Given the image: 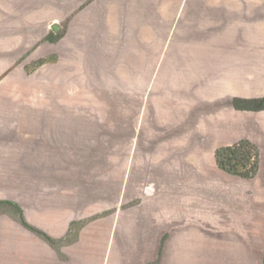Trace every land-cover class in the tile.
I'll return each instance as SVG.
<instances>
[{"label":"crops","instance_id":"1","mask_svg":"<svg viewBox=\"0 0 264 264\" xmlns=\"http://www.w3.org/2000/svg\"><path fill=\"white\" fill-rule=\"evenodd\" d=\"M131 3L0 0V130L17 131L23 123L29 132L16 134L10 149L0 137V163L11 158L18 165L12 167H20L9 193L0 190V264H264L233 234L184 224L191 221L186 217L195 203L180 205L173 196L185 181L193 186L212 178L224 184L238 180L217 166L216 149L242 139L258 151L264 147V95L258 96L264 93V24L241 30L238 41H178L188 62V96L148 102L150 90H142L130 74L114 75L109 65L98 73L78 70L91 61L131 59L132 42L122 24L123 6ZM113 5H118L119 26L112 19ZM161 16H153L155 29L165 24ZM52 19L58 27L50 31ZM36 43L45 54L56 52L61 64L71 62L75 69L65 75L77 83L79 79L84 91L112 93L117 77L124 85L119 92L141 95L133 107L140 112L150 107L153 115L133 127L158 126L163 139L151 152L144 151L135 137L116 139L114 121H108L111 132L106 135L94 134V129H76L74 135L50 130L45 140V135L34 134L35 76L28 64L35 58ZM96 79L103 84L94 83ZM51 107L43 103L42 110L49 113ZM159 107L167 110L160 118ZM59 108L71 107L64 103ZM169 109L182 114L174 120ZM19 110L26 111L21 118ZM88 122L92 128L100 124L95 118ZM142 136L144 143L157 139L156 134ZM19 142H25L21 149ZM127 190H136L133 201L126 199ZM251 190L253 201L264 204V184L255 181ZM239 191L240 184L235 188ZM164 192L170 196L165 211ZM179 205L188 207L182 216Z\"/></svg>","mask_w":264,"mask_h":264},{"label":"rangeland","instance_id":"2","mask_svg":"<svg viewBox=\"0 0 264 264\" xmlns=\"http://www.w3.org/2000/svg\"><path fill=\"white\" fill-rule=\"evenodd\" d=\"M133 1L130 8L125 7L124 9L123 6L122 9L124 34H128L129 41L132 42V46L129 48L134 55L131 59L124 63L91 61L84 63L87 65L86 67H78V70L98 73L109 65L107 70L114 75L121 72L130 74V78L136 80L142 90L144 88L150 90L146 95L148 102L151 99L162 101L163 97H165L163 101L167 102L175 98L183 100L188 96L185 92L188 62L184 54V46H180L181 41H228L229 39L238 41L241 30L245 33L246 29L254 23L264 24V0H163L162 7L160 0H139L140 4ZM112 9L115 13V17L112 19L116 22V26H119L118 5H113ZM157 12L163 13V17H161L165 24L163 27L158 26L155 29L153 16L156 17ZM261 15H263L262 18L259 17ZM54 24L58 25L57 19L51 20L50 31H53ZM134 41L135 45H133ZM28 68L31 72L34 71L35 76L33 98L36 113L31 117L35 119L36 131L33 133L45 135V140H48V131L50 130L51 133L54 130L61 133L63 130H67L71 135H74L80 129L83 131L94 129V134L106 135L111 132L107 129L109 128L108 121L115 123L114 135L116 139L123 136L135 137L137 141H134L139 142L140 147L147 152H151L154 146L159 143V139H163L161 134H157L160 132L158 126L151 127V129L143 126L133 127L142 119V124L145 123V120L153 115V111L150 110V107L147 111L142 110V112L138 108H134L133 106L141 101L139 99L141 95L119 92L124 90V85L119 83L117 77L113 78L115 84L112 83V85L115 91L112 93L101 88L97 93L84 91L85 89L80 87L79 79H77V83L70 74L66 77L67 73L75 69L71 62L61 64L56 52L45 54L43 47L37 43L35 58L33 62H29ZM157 72L158 76L155 78ZM96 80H93L94 83L103 84L101 79ZM61 86L63 87L61 88ZM262 95L264 93L258 96ZM43 103L52 105L49 113L43 112ZM59 103L61 105L66 103L71 108L65 111L61 110ZM183 104H187V102H183ZM164 111L167 110H161L160 107L159 110L156 109L158 118ZM169 111L174 120L182 114L180 109L178 111L169 109ZM15 112L16 110L13 113ZM25 112L19 110L20 118L25 115ZM44 113L45 115H43ZM159 114L161 115L159 116ZM43 117L48 118L43 122ZM92 118L100 121L99 126L93 124L92 128L88 122ZM132 128H136V131ZM1 129L2 144L7 145L6 148L9 149L11 145L16 144L14 140L16 134L19 133V136L29 134L23 123L17 127V131H11L6 126ZM145 132L149 136L156 134L157 139L144 143L142 134ZM24 144L25 142H19V148L21 149ZM250 156V166L252 163L256 165L254 174L246 177L235 175L238 178L235 183L226 182L224 184L217 178H212L208 181L209 184L195 181L191 186L189 181H185L173 196H178L180 205L186 201L195 203V207H189L192 208L189 213L193 214L186 217L191 221L184 224L198 225L199 223L202 228L205 227L215 233L233 234L237 240L246 244L254 257H258L264 262V204L253 201L255 194L251 190L255 181L264 184V147L261 151L257 149L256 152H252ZM23 160L27 159L23 158ZM12 166H18L16 159L12 161L11 158H2L0 163L1 192L9 193L10 183L16 181L20 176L14 173V170L18 171L20 167ZM10 168H14L13 172L10 171ZM239 184L241 191L235 192V188ZM135 191H125V193L127 192L126 199L130 197V201H133ZM129 192H131L130 195H127ZM167 200L169 203L170 196L164 192V211ZM187 208L183 206V209L187 210ZM183 209L181 206L179 207L180 216H182Z\"/></svg>","mask_w":264,"mask_h":264},{"label":"trees","instance_id":"3","mask_svg":"<svg viewBox=\"0 0 264 264\" xmlns=\"http://www.w3.org/2000/svg\"><path fill=\"white\" fill-rule=\"evenodd\" d=\"M256 146L248 139H242L237 143L216 149L215 160L217 166L233 176H250L256 172V165L250 166V155L256 152Z\"/></svg>","mask_w":264,"mask_h":264},{"label":"flooded vegetation","instance_id":"4","mask_svg":"<svg viewBox=\"0 0 264 264\" xmlns=\"http://www.w3.org/2000/svg\"><path fill=\"white\" fill-rule=\"evenodd\" d=\"M55 26L58 27L57 24H54V25L52 26V29H53ZM56 27H55V28H56ZM263 234H264V231H263Z\"/></svg>","mask_w":264,"mask_h":264},{"label":"water","instance_id":"5","mask_svg":"<svg viewBox=\"0 0 264 264\" xmlns=\"http://www.w3.org/2000/svg\"><path fill=\"white\" fill-rule=\"evenodd\" d=\"M56 27V26H55Z\"/></svg>","mask_w":264,"mask_h":264}]
</instances>
